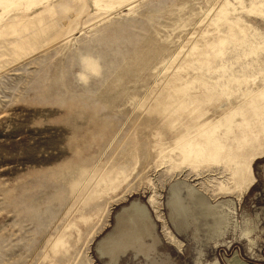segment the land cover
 Wrapping results in <instances>:
<instances>
[{
    "label": "rangeland",
    "instance_id": "obj_1",
    "mask_svg": "<svg viewBox=\"0 0 264 264\" xmlns=\"http://www.w3.org/2000/svg\"><path fill=\"white\" fill-rule=\"evenodd\" d=\"M0 264H264V0H0Z\"/></svg>",
    "mask_w": 264,
    "mask_h": 264
}]
</instances>
